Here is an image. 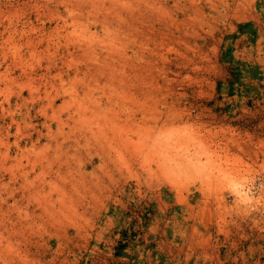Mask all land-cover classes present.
Instances as JSON below:
<instances>
[{"label":"rangeland","instance_id":"374dc122","mask_svg":"<svg viewBox=\"0 0 264 264\" xmlns=\"http://www.w3.org/2000/svg\"><path fill=\"white\" fill-rule=\"evenodd\" d=\"M254 24L264 0H0V264H264Z\"/></svg>","mask_w":264,"mask_h":264},{"label":"crops","instance_id":"0c3cea01","mask_svg":"<svg viewBox=\"0 0 264 264\" xmlns=\"http://www.w3.org/2000/svg\"><path fill=\"white\" fill-rule=\"evenodd\" d=\"M254 27H251V30L253 31H258L257 32V35H259L261 38H263V41H264V26L260 24V26L254 24L253 25ZM250 30V29H249ZM254 33V32H253ZM264 51V50H263ZM264 53V52H263ZM261 60L264 61V56L262 58H260Z\"/></svg>","mask_w":264,"mask_h":264}]
</instances>
